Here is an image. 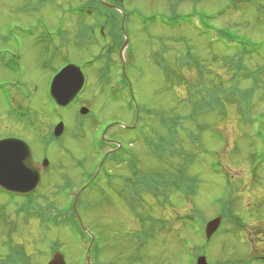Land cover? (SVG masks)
Masks as SVG:
<instances>
[{"label": "rangeland", "instance_id": "rangeland-1", "mask_svg": "<svg viewBox=\"0 0 264 264\" xmlns=\"http://www.w3.org/2000/svg\"><path fill=\"white\" fill-rule=\"evenodd\" d=\"M103 1L105 0H0V33L3 34L7 27L12 29L11 45L0 39V48L7 45L18 56L13 58V70L5 68L0 62V136L11 134L22 137L32 147L35 159H40L43 154L47 155L50 167L43 178V186L38 191V199L40 197V202L51 204L52 209L60 210L65 204L59 190L60 173L70 176L77 186L83 172L95 167L100 155L95 151L96 135L99 133L97 130L107 121L111 125L106 137L126 144L143 171H154L153 169L161 167V158L166 157V153L156 154L151 147V141L155 142L154 132L164 133L159 122L153 123L152 119L159 120V114L175 109L179 99L182 100L183 111L177 108L176 114L191 110L187 100L193 94L192 88L200 86V80H204L210 88L219 89L232 79L233 73L221 61L213 62L209 56L204 34L200 36L189 27L193 16L187 21L189 26L182 21L180 24L176 23L174 28L172 25L165 28L159 24L166 25L168 21L164 19L160 22L157 19V22L154 20L152 25L143 30L138 19H133V12L124 9L128 23L127 47L121 50L125 36L117 38L118 31L115 29L112 32L110 30L113 45L104 43L102 37L95 33L93 23L88 24L80 16L83 6H87L95 9L105 19L108 9L100 6ZM106 1L110 3L111 0ZM254 1L244 0V4L232 5L212 22L216 26L230 27L232 30L236 27L238 34H245L257 41L264 37V15L260 13L257 18L256 6L249 5ZM185 2L189 1L126 0L124 8H134L144 16L166 11L171 13L175 5L180 15L197 6L214 13L226 0H192L189 2L191 5ZM256 22L257 25H252ZM113 24L109 20L104 25L109 27ZM78 26L84 28V35L76 39ZM29 28H34L31 34H21V30ZM56 28L62 30L60 39L56 35ZM46 35L50 36L45 37ZM39 37L42 41L37 43ZM47 41L50 43H45ZM231 43L233 42L229 45ZM110 45L109 49L117 52L113 56L115 63L120 61V54L125 57L126 74L132 90L130 101L134 100V110L125 97L126 90L114 84V88L110 90L107 84L115 80L111 78L107 81L101 77L99 60H105V56L96 57L92 65L82 67L85 61H92L95 54L99 55ZM188 48L192 54H196L194 57L205 64L201 74L196 71V65L188 67L185 64V68L181 70L185 85L191 86V93H188L184 84L170 88L165 74L170 73L171 67L177 64L176 55H184ZM214 51L218 52L217 49ZM64 58L83 68L87 85L79 96L81 101L78 105L64 111L62 143L45 145L43 139L51 124L57 121L46 95L47 80L51 71L63 64ZM257 64L264 65V55L247 59L248 68L254 69ZM260 78L264 80V75ZM257 93L259 95L262 91ZM9 97H14V101ZM82 103L89 108V115L86 117L79 116L77 112ZM207 104L211 103L205 100L203 105ZM233 105L226 109V113L223 111L226 104H221V108L209 106L195 123L183 119L182 126L185 130L178 131L181 133L178 137L183 140L181 154L179 152L173 160L180 163L182 159L192 157L184 175L197 176V182L192 181V185H197L196 192L189 198L179 193L173 194L166 201L160 200L159 204L154 201L149 210L139 208V211H144V216L155 219L175 220V215L192 214L195 208L199 216L192 214L191 224H185L181 220L180 224H174L178 220L173 224L168 221L167 229L153 226L148 235L150 241L143 249L136 251L140 258H132L138 247L133 237L137 233L138 224L130 219L128 213L125 217L123 198L114 188L119 181L113 178H110L112 181H107L102 177L96 187L81 192L76 211L86 229L100 238L97 253L90 251L92 264H193L196 248H201L199 254L205 257L207 264H264L260 260H249L255 252L264 253V116H258V112L254 111L253 121L242 122V114L237 113L235 102ZM19 107L26 109L30 116L17 119ZM133 113L149 125L151 131L145 128L144 133L138 132V141L130 144L128 131L122 130L116 123L129 125ZM165 116H173V113L167 112ZM74 158L80 160V164L74 163ZM255 164L258 166L256 172L262 168L258 183L250 177L251 167ZM110 167L116 175V167L112 164ZM169 170L176 171L174 167ZM120 187L122 188L121 185ZM166 187L168 191L170 186ZM142 196L138 194L135 199ZM17 202L16 199L8 200L6 196L0 195V206L3 207L1 210H4L3 214L0 213V264H21L13 261L19 248H22V252L27 251L32 261L42 264L49 256L53 244L63 254L66 264H82V248L68 226L54 227L33 216L27 219L22 215L16 216L14 210ZM53 205L56 207H52ZM226 213L233 216L223 221V231H217L206 241L202 230L203 222L218 214L225 216ZM121 214L125 221L120 219ZM9 238L15 245V251L9 253L4 261V250L1 248ZM185 242L193 245L191 251L185 249Z\"/></svg>", "mask_w": 264, "mask_h": 264}, {"label": "trees", "instance_id": "trees-1", "mask_svg": "<svg viewBox=\"0 0 264 264\" xmlns=\"http://www.w3.org/2000/svg\"><path fill=\"white\" fill-rule=\"evenodd\" d=\"M177 1L178 3L181 2V0H177ZM188 1L192 2V0H188ZM189 2H185V3H189ZM243 2L244 0H226L225 3H223L216 10H214V13L212 12L209 13L204 9L198 8L197 6V7H191L190 10L187 12L183 11V14L180 15L176 10L177 5L172 7V11L169 14L170 15L169 18L172 19L174 22L177 23L180 21L181 22L185 21L186 24L188 25L187 21L189 20V18L195 16L197 20V25L194 26L195 27L194 28L192 26L193 23L190 22L191 26L188 25L190 28L195 29V31L200 36H202L203 34L204 35L207 34V32L209 33L213 32V34L216 36L215 41L212 43L208 39L206 41L209 47L208 49L209 55L214 60L213 62L221 61L222 65L233 73L231 82L229 84H224L223 86H220L219 89L217 88L213 89L208 87L204 82V80H200L201 82L200 86H196L195 88H192L193 94H191V96H189V99L187 100L188 107L191 108V110L188 111L185 110L186 112L181 113L180 115L176 114L175 110H177V108H181V110L183 111V106L181 105L182 100L179 99V101L176 102L177 106L175 107V109H170L169 111L166 110L164 113L159 114L158 115L159 120L152 119L153 123H156V121H158L160 126L164 130V133L154 132L155 142L153 140L151 141V147L156 154L164 153V152L166 153V157L161 158L162 165L160 168L153 169L154 171L146 173V171H143V169H141V167L138 166L135 156L130 151V149H128L121 154L120 153L113 154L110 157V160L113 159L114 161V166L116 167V172H117L116 175H114V172L105 173L100 177V179L97 182L93 184V186L96 187L100 183L102 177L104 178V180L107 179V181H112L110 178L119 181L118 186H115L114 188L119 192V194L123 198L125 204L124 211H126L125 217L127 216L128 213L130 215V219L131 220L134 219L138 224L136 229L137 233L135 235L133 234V237L135 238V241L138 244V247L134 250L135 252L132 255V258L134 259L140 258L139 254H137L136 251L141 248L143 249L150 241L148 235L151 234L152 227L155 226V227H161L162 229H167L166 228L167 222L170 221L169 219H160V218L155 219L151 216H144L142 213L144 211H139V208H142L146 211L149 210V208L152 206V203L154 201L159 204L160 200L166 201L170 196H172L173 194L176 195L177 193L188 198L191 194H194L196 192L197 188L195 186L197 185L196 184L192 185V181L197 182L196 181L197 176L189 177L184 175V172L187 169V165L190 164L188 161L192 162V157L187 159H182V162L180 163L173 160L174 158L177 157V154L182 149L181 143H183V140H181L180 137H178L181 134L178 133V131L183 132L185 130V127L182 126V123L184 121L183 119L184 118L189 119L190 122L195 123L198 117L200 116V114L205 113L209 106L210 107L217 106L221 108L222 107L221 104L223 106L224 104H226V107L223 108V111L226 113V109L229 108L230 105H233L234 102L237 113L239 115L240 113L242 114V122H251L254 120V118L252 117L253 116L252 113L255 111V108L257 106L261 107V110L258 111L257 115L264 116V80L260 78V76L264 75V65L260 66L259 64H257L254 69H250L247 67V59L251 60L252 58H255L258 55H264V39L260 43V41L258 42L254 41L245 34L244 35L238 34L236 31L237 30L236 27H234V29L232 30L230 27L216 26V23L212 22V20H216L217 18H219L223 14V12L229 10L232 5L236 6V4H244ZM189 5H191V3H189ZM249 5H252V7L256 6L255 11H257L258 13L257 18L259 17L260 13L264 15V0H255L253 3H249ZM258 5H260V7H258ZM100 6L103 7L101 3ZM105 9H100V10H105ZM107 9H108L107 10L108 12L106 13L107 17L105 19L103 17H100L99 20L100 22H104L106 24H108L109 20H111V22L114 23L113 26L106 27L105 29L106 40H104V43L106 44L110 43L113 45L112 39L110 38L112 29L118 31L116 35L117 38L119 39L122 38L119 29L121 16L116 11L109 8ZM156 14H151L150 16H153V19H155ZM141 16L144 19H146L148 18L149 15L148 16L141 15ZM132 17L134 19L135 15L132 14ZM126 25H127V21H126ZM252 25L254 26L257 25V22L253 23ZM75 33H76V39L83 37L84 28L78 26ZM233 38L240 39V41H236L239 44V46L236 49H231V44L229 45V43L233 41ZM178 40H180V38H178ZM41 41L42 39L41 37H39V40H37L36 42L40 43ZM248 42L252 45V48L250 50H248V44H247ZM45 43L48 44L50 43V41H47ZM116 46L118 47V45ZM110 47L111 45L106 50H104L103 55L108 58L100 62V67L98 68L99 71H101L100 73L101 77L107 81L113 78V74L111 73L112 69L114 68L113 65L115 63L113 56L117 55L115 49L111 51ZM214 49H217L218 52H215ZM171 52L172 49L169 50V54ZM195 55L196 54H192L190 52L189 48L184 52V55L182 54L176 55L175 63L177 64L171 67L172 71L170 73L165 72L166 77L168 79L167 82H169L170 88L175 87L177 84L185 85L184 83L185 79L183 78V73L181 71L183 70V68H185V64H187L188 67H190V65H196L197 67L196 71L199 72V74L203 72L202 66L205 64L201 63V59L194 57ZM92 62L95 61L93 60ZM164 71L167 70L165 69ZM98 73L99 72H97V74ZM243 83L245 84L248 83V85L242 86L241 84ZM188 84H192V83H188ZM185 86L186 89L188 90V93L189 92L191 93V86L188 85ZM258 91H262V93L258 95L257 93ZM205 100H207L211 104L203 105V102ZM257 108L256 110H258ZM140 112H142V108L140 109ZM167 112L173 113V116L170 117L165 116V113ZM145 114H146V110H145ZM145 128H148L151 131V127L147 125L144 121H142V119L140 118V125L137 131V135L138 132L140 131L144 133ZM190 144L193 145L192 142H190ZM117 156H121V157L117 158ZM172 167L176 169L175 172L174 171L169 172L170 171L169 169H171ZM104 171L106 170L104 169ZM253 174L254 176H256V168L253 169ZM258 182L259 180L257 181V183ZM120 185L122 186V188L120 187ZM166 186H170V189H168V191ZM94 187L90 189H93ZM138 194L143 196L142 198L136 200L135 196ZM144 194H146V196H144ZM9 199L13 200V198H9ZM39 199L41 198L39 197ZM39 199L38 197H36L33 199L25 198L24 200H20V201L17 200L18 202L15 203V210H14L15 215L16 216L22 215L26 219L29 218V216H35L42 219L46 211V208L45 206H40V203H38ZM64 211L68 215V218L60 219L61 224L70 227L73 235H75L76 237V242L78 244H82L83 242H88L90 238L85 232L81 230L77 220L73 215V212L71 211V208L65 207ZM2 212L4 213V210L3 211L0 210V213ZM192 214L194 216H199L196 210H193ZM192 214L191 213L187 214L186 216L181 217L180 220L185 224H191L193 218ZM231 216L233 215L229 213H226L225 216L223 215L224 218H230ZM120 219L122 221L126 220L122 216V214ZM93 236H94V243L91 251L97 253V251L99 250L100 238L97 235H93ZM189 243L190 242H185L184 247L186 244ZM200 250L201 248H196L195 255L199 254Z\"/></svg>", "mask_w": 264, "mask_h": 264}, {"label": "water", "instance_id": "water-1", "mask_svg": "<svg viewBox=\"0 0 264 264\" xmlns=\"http://www.w3.org/2000/svg\"><path fill=\"white\" fill-rule=\"evenodd\" d=\"M123 29V22L121 25ZM128 40L122 46V49L127 45ZM120 57L123 60L122 54ZM124 67V60H123ZM84 81V76L79 67L74 64H68L63 67L53 78L50 84V94L55 102L59 105H66L71 101L77 92L80 90ZM82 114L87 112V108L80 109ZM63 124L59 123L54 128L55 136L62 133ZM48 164L45 158L42 163H36L33 160L32 152L29 145L18 138H5L0 140V188L10 193L26 194L32 192L37 187L40 177ZM73 210L77 219L79 216L75 208V200L73 202ZM83 227L81 221H79ZM220 217L209 220L205 225V236L208 239L212 233L218 228ZM86 250V258L90 262L89 251L92 245ZM47 264H65L63 256L56 252L52 259ZM196 264H207L205 257L200 255L196 259Z\"/></svg>", "mask_w": 264, "mask_h": 264}, {"label": "flooded vegetation", "instance_id": "flooded-vegetation-1", "mask_svg": "<svg viewBox=\"0 0 264 264\" xmlns=\"http://www.w3.org/2000/svg\"><path fill=\"white\" fill-rule=\"evenodd\" d=\"M81 101V99H79V96L78 97H76V98H74L73 99V101H71L67 106H66V108H71V107H75V105H78V103ZM84 103H82V105H83ZM47 133H49V131L47 132ZM20 137V136H15V135H11V134H7V135H1L0 136V139H2V138H6V137ZM21 138V137H20ZM107 139H109V140H113V138H110V137H108ZM52 143H60V142H58V140L57 139H55V140H53L52 141ZM108 144H114L113 142H111V141H108L107 142ZM44 155V154H43ZM44 156H40V159H35V161H41V159L43 158ZM47 168H46V170H45V173H44V175H43V177L42 178H44V176L47 174ZM43 180V179H42ZM42 187V185H40V188ZM3 248H1V249H3L4 250V254L2 255V256H5L6 255V249L8 248V247H15V245H14V243H10V244H6V243H3V246H2ZM19 249H21V248H19ZM18 249V250H19ZM15 250V249H14ZM264 255V253H261L260 255H259V252H255L254 254H253V256L254 257H260V258H262V256Z\"/></svg>", "mask_w": 264, "mask_h": 264}, {"label": "bare ground", "instance_id": "bare-ground-1", "mask_svg": "<svg viewBox=\"0 0 264 264\" xmlns=\"http://www.w3.org/2000/svg\"><path fill=\"white\" fill-rule=\"evenodd\" d=\"M109 126H110V125H109ZM108 128H109V127H107V129H108ZM107 129H106V130H107Z\"/></svg>", "mask_w": 264, "mask_h": 264}]
</instances>
